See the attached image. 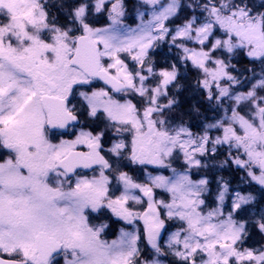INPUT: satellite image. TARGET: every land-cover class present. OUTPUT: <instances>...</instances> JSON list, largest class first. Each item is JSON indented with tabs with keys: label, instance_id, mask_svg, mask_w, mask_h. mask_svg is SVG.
Masks as SVG:
<instances>
[{
	"label": "snow or ice",
	"instance_id": "snow-or-ice-1",
	"mask_svg": "<svg viewBox=\"0 0 264 264\" xmlns=\"http://www.w3.org/2000/svg\"><path fill=\"white\" fill-rule=\"evenodd\" d=\"M127 17L126 0H0V264H264V197L209 179L235 165L264 188V0Z\"/></svg>",
	"mask_w": 264,
	"mask_h": 264
},
{
	"label": "rangeland",
	"instance_id": "rangeland-1",
	"mask_svg": "<svg viewBox=\"0 0 264 264\" xmlns=\"http://www.w3.org/2000/svg\"><path fill=\"white\" fill-rule=\"evenodd\" d=\"M126 4L128 7V17L126 18L125 22L134 27L135 24L139 22L136 19L137 0H128V3H126ZM177 55H178V53L173 54V56H175V58L177 57ZM169 63H170V61H169ZM188 66L191 68L190 64ZM191 69H193V68H191ZM193 70L197 74V71L195 69H193ZM257 71H259V68H257ZM96 86L100 87L103 85L98 83ZM207 115L210 118L212 116V113L207 114ZM193 119H194V117H193ZM193 121L194 122L190 124L193 132H199L201 129L200 119L196 118ZM215 134L216 133H213V135H215ZM0 158H2V157H0ZM217 159L218 160L223 159V152L222 151H221V154L217 157ZM174 167L180 168V163L179 162L175 163ZM231 167H232V169H231ZM231 167L225 169V174H224V170L219 171V172L212 171L211 173H209V179L212 181L211 187H212L213 192H215V188H216V177L217 176H223L227 180L230 181V184H231L232 189L234 191L238 190V191H242L244 193L251 192L253 195H255L257 197V199H261L262 197H264V188H261V186L258 185L255 181H250L249 178L246 176V174L243 171H238L236 169L235 165H232ZM135 168H136V171H135ZM142 168H143V166L131 165L130 166V172H131L130 174H132V171H134L135 176L139 177L140 179H143L144 177H143ZM147 168H148V171H153L154 174H157V172L160 171V170H155L153 168V166H150V165L147 166ZM232 171H236L237 173L233 176ZM163 174L164 175H171V171L170 170H163ZM203 174H204L203 172H200L199 174H197L194 171L193 179H199L200 176ZM88 175H92V173H90ZM157 195L159 198L167 199V193L163 192L162 190H157ZM207 199L209 201V206H212L213 196H208ZM121 223L122 222H118L113 228H111L109 230V234L106 236L107 239L111 240V239L115 238V236L118 232V228L121 226ZM140 227L142 228V224L140 225ZM174 228H175V226H172L168 229V231H172V230H174ZM167 235H168L167 231L162 234V242L167 239ZM256 237L258 238L257 240H259V236H253L252 239L255 240ZM144 243L146 244V242H144ZM161 259H163L165 261V264H175V261L170 256L169 257H162Z\"/></svg>",
	"mask_w": 264,
	"mask_h": 264
},
{
	"label": "trees",
	"instance_id": "trees-1",
	"mask_svg": "<svg viewBox=\"0 0 264 264\" xmlns=\"http://www.w3.org/2000/svg\"><path fill=\"white\" fill-rule=\"evenodd\" d=\"M260 0H256V3H259ZM126 3H128V0H126ZM177 53V50L175 48H170L167 44H162L160 45L158 48H156L155 50H153V52L151 53V55L153 56V58L158 62V66L159 67H165L167 66V63L174 61L176 58L175 56H173V54ZM249 67L251 65H248ZM182 73L184 75V79L181 80L182 84H186V85H193L196 81V79L198 78V73L196 74V72L191 69L189 66L187 68H183L182 67ZM181 99L183 101V105H182V109L183 110H187L191 103L193 102V97L190 91H186L183 92V94L181 95ZM199 99V98H197ZM205 107H207L205 105ZM207 114H211V112H208ZM208 116V115H207ZM186 120H188L189 125L191 123H193L196 119V117L189 119L187 116L185 117ZM232 169V167H231ZM136 171V168H135ZM232 175L234 176L237 172L236 171H232ZM131 173V172H130ZM132 174L135 176V172L132 171ZM224 174H225V169H224ZM235 182V181H234ZM257 237L254 239H252V241H250V244L255 243V241H257ZM142 248L145 249V255H148V248L146 246L145 243H142L140 245Z\"/></svg>",
	"mask_w": 264,
	"mask_h": 264
}]
</instances>
